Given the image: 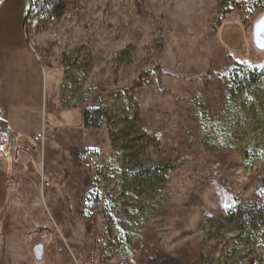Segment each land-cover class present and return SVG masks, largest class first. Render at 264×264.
Segmentation results:
<instances>
[{
    "label": "rangeland",
    "instance_id": "374dc122",
    "mask_svg": "<svg viewBox=\"0 0 264 264\" xmlns=\"http://www.w3.org/2000/svg\"><path fill=\"white\" fill-rule=\"evenodd\" d=\"M65 2L59 18L23 24L52 86L39 87L44 137L0 180V254L4 236L7 257L21 252L28 229L44 264H264L258 216L241 232L233 219L248 199L264 218V78L230 90L235 69L264 73L252 41L264 0ZM97 105L136 112L151 160L170 165L144 214L122 192L107 126L83 125Z\"/></svg>",
    "mask_w": 264,
    "mask_h": 264
},
{
    "label": "trees",
    "instance_id": "16d2710c",
    "mask_svg": "<svg viewBox=\"0 0 264 264\" xmlns=\"http://www.w3.org/2000/svg\"><path fill=\"white\" fill-rule=\"evenodd\" d=\"M66 7L65 0H30L23 24L41 17L57 19L65 12ZM77 67L79 70L83 69L82 61L77 63ZM259 77L264 78V73L244 68L235 69L232 74L231 93L238 95L244 92L249 85L257 83ZM63 102L66 100L63 99ZM82 121L86 127L97 128L103 123L107 126L111 148L120 155L117 174L124 196L132 205L141 207L142 214L154 208L160 201L170 165L151 160L154 139L140 123L137 113H125V116H121L112 114L102 105L87 106L82 110ZM16 137L17 133L0 116V154L5 147L15 144ZM258 189H264V180ZM234 207L236 230L241 232L251 229L257 216L264 227V218L257 200L239 201ZM203 253L202 258L207 262V253Z\"/></svg>",
    "mask_w": 264,
    "mask_h": 264
},
{
    "label": "crops",
    "instance_id": "0c3cea01",
    "mask_svg": "<svg viewBox=\"0 0 264 264\" xmlns=\"http://www.w3.org/2000/svg\"><path fill=\"white\" fill-rule=\"evenodd\" d=\"M12 1L2 0L0 3V116L17 133L15 144L6 147L7 159L0 156V180L3 182L8 172L14 174V177H18L20 173V169L15 167L19 164L18 161L11 158L21 157V161L24 162L26 150H30V146L37 143L33 140V136L45 124L46 110L43 96L39 97V87L42 86L44 79H46V92L52 86V80L48 76L45 77L40 58L32 45L27 42L24 33L23 19L30 0ZM17 50L23 54V58L17 57L14 53ZM31 88L35 89L34 95ZM16 147L24 149H16ZM2 230L4 231V227ZM29 231L23 230V248L12 257H7L5 254L7 248L4 236L0 264H44L42 258H36L33 252L34 246L41 242L35 243L31 250L29 249Z\"/></svg>",
    "mask_w": 264,
    "mask_h": 264
},
{
    "label": "water",
    "instance_id": "95a60500",
    "mask_svg": "<svg viewBox=\"0 0 264 264\" xmlns=\"http://www.w3.org/2000/svg\"><path fill=\"white\" fill-rule=\"evenodd\" d=\"M252 41L257 49L264 50V11L253 22L252 25ZM34 256L36 258H42L43 256V244L38 243L34 246Z\"/></svg>",
    "mask_w": 264,
    "mask_h": 264
},
{
    "label": "built area",
    "instance_id": "2783aa9c",
    "mask_svg": "<svg viewBox=\"0 0 264 264\" xmlns=\"http://www.w3.org/2000/svg\"><path fill=\"white\" fill-rule=\"evenodd\" d=\"M44 135H45L44 130H40L33 136V140L40 141L44 137Z\"/></svg>",
    "mask_w": 264,
    "mask_h": 264
}]
</instances>
